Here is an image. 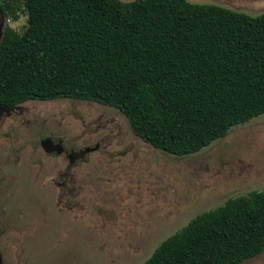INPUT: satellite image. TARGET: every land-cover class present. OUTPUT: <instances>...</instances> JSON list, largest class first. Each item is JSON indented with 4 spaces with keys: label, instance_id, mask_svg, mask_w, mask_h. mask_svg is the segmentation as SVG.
Returning <instances> with one entry per match:
<instances>
[{
    "label": "trees",
    "instance_id": "1",
    "mask_svg": "<svg viewBox=\"0 0 264 264\" xmlns=\"http://www.w3.org/2000/svg\"><path fill=\"white\" fill-rule=\"evenodd\" d=\"M0 103L92 101L142 140L198 153L264 115V12L188 0H4ZM264 253V190L202 213L143 264H243Z\"/></svg>",
    "mask_w": 264,
    "mask_h": 264
},
{
    "label": "rangeland",
    "instance_id": "2",
    "mask_svg": "<svg viewBox=\"0 0 264 264\" xmlns=\"http://www.w3.org/2000/svg\"><path fill=\"white\" fill-rule=\"evenodd\" d=\"M188 1L264 12V0ZM27 22L21 9L7 15L20 34ZM22 107L0 131V157H22L1 186L12 264H143L196 216L264 190V115L175 156L142 140L110 106L57 99ZM47 137L68 153L43 152ZM88 148L83 158L68 157ZM243 264H264V253Z\"/></svg>",
    "mask_w": 264,
    "mask_h": 264
},
{
    "label": "flooded vegetation",
    "instance_id": "3",
    "mask_svg": "<svg viewBox=\"0 0 264 264\" xmlns=\"http://www.w3.org/2000/svg\"><path fill=\"white\" fill-rule=\"evenodd\" d=\"M7 5L5 3L4 0H0V43L4 37V34L7 30V28H9L10 26L7 24ZM65 99V98H63ZM57 100V99H55ZM35 101H39V100H31V102H35ZM49 101H53V100H49ZM81 101V100H79ZM30 102V101H28ZM40 102H46V101H40ZM92 102V101H89ZM25 103L19 104V105H6L3 103H0V131L1 132H8V130L6 128H8V126H10L9 124V120L14 119V117H16L19 114V111L22 110V106ZM96 103V102H94ZM99 104V103H97ZM103 105V104H100ZM108 106V105H106ZM111 107V106H110ZM114 108V107H113ZM8 125V126H7ZM15 133H17V131H14ZM7 138L11 139L12 135H7ZM49 138V137H47ZM41 139L39 141V144L41 146V148L43 149V152H45L48 155H65L68 153V151L66 150V148L64 147V151L61 154H57V153H47L44 148L42 147V141L45 140ZM52 139V138H51ZM54 141V140H53ZM56 144H60L59 142L54 141ZM72 154H75L74 151H72L71 153H69L70 157ZM22 160V157H13V158H5V156L0 157V264H12V261L9 259V257L7 256V252L12 251L13 245L12 242L9 241L6 236L9 235V225H8V219L7 217L4 216V212H3V206L6 205L7 203H10L9 201L7 202L6 200H3L1 198V188L5 187V185L3 184V182L8 181V176H11L9 174V171L11 170L12 166L15 167L16 171L17 170H21V166L22 164H20ZM13 163H15V165H13ZM72 165V164H71ZM2 186V187H1ZM13 203V202H12Z\"/></svg>",
    "mask_w": 264,
    "mask_h": 264
},
{
    "label": "water",
    "instance_id": "4",
    "mask_svg": "<svg viewBox=\"0 0 264 264\" xmlns=\"http://www.w3.org/2000/svg\"><path fill=\"white\" fill-rule=\"evenodd\" d=\"M42 147L44 148V150L47 152V153H57V154H61L63 153L64 151V147L63 145L60 143V144H56L53 139L51 138H46L45 140L42 141ZM92 149L88 148V149H85L84 151H81L79 153H75V154H72L70 156V159L71 161L73 162L74 160L78 159V158H83L87 153L91 152Z\"/></svg>",
    "mask_w": 264,
    "mask_h": 264
},
{
    "label": "clouds",
    "instance_id": "5",
    "mask_svg": "<svg viewBox=\"0 0 264 264\" xmlns=\"http://www.w3.org/2000/svg\"><path fill=\"white\" fill-rule=\"evenodd\" d=\"M9 25H11V20L8 21Z\"/></svg>",
    "mask_w": 264,
    "mask_h": 264
}]
</instances>
